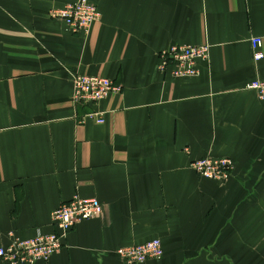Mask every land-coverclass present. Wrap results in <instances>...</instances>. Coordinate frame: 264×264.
<instances>
[{
	"label": "crops",
	"instance_id": "1",
	"mask_svg": "<svg viewBox=\"0 0 264 264\" xmlns=\"http://www.w3.org/2000/svg\"><path fill=\"white\" fill-rule=\"evenodd\" d=\"M77 1L0 0V248L54 233L80 196L104 214L47 264H126L118 249L153 240L165 255L146 264H264V104L246 90L264 80V0H89L100 20L76 34L51 14ZM206 44L197 77L161 70L162 53ZM76 76L121 91L79 105ZM205 157L234 160L232 176L200 177Z\"/></svg>",
	"mask_w": 264,
	"mask_h": 264
},
{
	"label": "built area",
	"instance_id": "2",
	"mask_svg": "<svg viewBox=\"0 0 264 264\" xmlns=\"http://www.w3.org/2000/svg\"><path fill=\"white\" fill-rule=\"evenodd\" d=\"M100 12L89 0H78L63 10L54 11L52 19L67 24L76 34L88 33L90 28L100 20ZM254 61L264 60L263 40H251ZM210 46H175L162 53L161 70L173 67L176 79L197 77L200 73L198 64L210 58ZM74 102L79 105L96 104L121 88L111 80L98 77L76 76L73 80ZM246 90L257 94L264 104V80H256L246 86ZM97 124H104L102 114L92 113L88 116ZM192 169L202 178L222 182L228 180L235 169L231 158L214 159L205 157L191 164ZM104 214L103 204L95 198L76 196L70 202L61 205L51 215L54 233L38 234L33 239L16 240L5 248H0V260L7 264H47L60 252L68 235L82 222L93 220ZM118 257L126 264H146L149 261L162 260L165 252L160 240H153L144 245L123 247L117 250Z\"/></svg>",
	"mask_w": 264,
	"mask_h": 264
},
{
	"label": "rangeland",
	"instance_id": "3",
	"mask_svg": "<svg viewBox=\"0 0 264 264\" xmlns=\"http://www.w3.org/2000/svg\"><path fill=\"white\" fill-rule=\"evenodd\" d=\"M69 5H70V4H69ZM69 5H68V6H69ZM62 10H63V9H62ZM58 11H60V10H58Z\"/></svg>",
	"mask_w": 264,
	"mask_h": 264
},
{
	"label": "bare ground",
	"instance_id": "4",
	"mask_svg": "<svg viewBox=\"0 0 264 264\" xmlns=\"http://www.w3.org/2000/svg\"><path fill=\"white\" fill-rule=\"evenodd\" d=\"M66 25V24H65ZM67 26V25H66Z\"/></svg>",
	"mask_w": 264,
	"mask_h": 264
}]
</instances>
